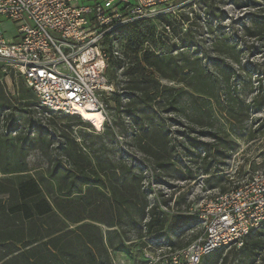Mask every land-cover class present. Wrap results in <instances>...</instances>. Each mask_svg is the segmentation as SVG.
Segmentation results:
<instances>
[{
  "label": "trees",
  "instance_id": "1",
  "mask_svg": "<svg viewBox=\"0 0 264 264\" xmlns=\"http://www.w3.org/2000/svg\"><path fill=\"white\" fill-rule=\"evenodd\" d=\"M207 1L198 3L206 5ZM254 4L258 6L243 26V37L264 54V0ZM161 19L162 33H157L151 22L131 27L124 54L132 56L126 73L129 83L108 105L109 111L114 104L118 116L131 118L133 147L149 165L165 171L177 147L167 125L172 118L212 130L213 143L203 146L214 149H218L221 131L214 124L207 125L208 120L222 114L230 124L243 122V102L235 89L237 74L233 69V64L241 62L243 51L234 33H226L207 51L175 56L167 44L171 18ZM34 99L41 110L65 115L41 108L34 93L24 94L17 102L30 107ZM10 101L0 85V112L10 108ZM41 118L37 123L26 118L23 128L13 135V131L6 132L0 115V264H113L111 251L125 249L134 231H140L139 239L146 238L147 246L151 238H167V218L160 219L157 207L150 209L145 176L125 157H110L103 135L77 138L70 128L55 125L52 135L41 126ZM71 119L89 124L79 116ZM31 125L36 132L28 133ZM109 126L103 131L107 128L106 135L114 137ZM190 144L202 145L196 141ZM33 152L46 161L36 175H30L28 161ZM189 222L181 219L168 229ZM168 239L170 249L174 248ZM224 250L205 257L201 264H220ZM234 250L238 264H264V229Z\"/></svg>",
  "mask_w": 264,
  "mask_h": 264
},
{
  "label": "rangeland",
  "instance_id": "2",
  "mask_svg": "<svg viewBox=\"0 0 264 264\" xmlns=\"http://www.w3.org/2000/svg\"><path fill=\"white\" fill-rule=\"evenodd\" d=\"M255 1L259 0H208L206 5H200V0H177L173 8L163 10L164 15L149 21L157 28V33H162L165 27L161 17L171 18L173 26L167 32L170 35L167 44L174 50L175 56L207 51L216 39L226 33H234L243 51L241 62L233 64L237 74L235 89L243 102V117L240 118L243 122L230 124L222 114L216 120H208L207 125L214 124L221 131L218 149H214L203 146L213 143L210 138L212 130L190 125L184 118H172L167 125L177 140V147L173 161L165 171L153 168L136 151L133 147L134 124L130 117L118 116L114 104H110L109 111V115L114 117L109 126L114 133L112 137L106 135L109 132L107 128L100 133L91 123L81 125L71 116L47 113L37 107L35 99L30 102V107H24V102L17 100L26 93L33 96L31 89L22 78L14 73L6 75L0 69V85L6 97L12 100L10 108L0 112L6 132L13 131L12 134L16 135L23 128L26 118L37 123L42 116L41 126L52 135L54 125L58 129L70 128L77 138L88 136L92 139L94 135H103L102 143L108 147L110 157L116 160L125 157L145 176L144 188L150 209L157 207L160 219L167 218L165 236L173 241L175 247L170 249L166 245L165 248L149 249L146 238L139 239L140 231H134L125 249L111 251L113 264H175L174 254L190 246L203 234L200 214L206 203L240 186L254 173L264 171V54L257 44L243 37V26L257 9ZM190 4L191 7H187ZM206 11L213 16H208ZM15 31V26L10 25L6 37L13 38ZM131 57L129 54L113 60L108 70V78L117 85L118 93H122L121 90L129 83L126 73ZM208 57L211 58V54ZM254 100L258 102L254 103ZM258 103L261 105L256 108ZM27 131L34 133L36 129L31 125ZM190 141L202 145H191ZM28 161L30 175H36L46 165L38 152H33ZM181 219H190V222L176 230L168 229ZM147 252H152L156 260L147 259ZM226 258V264H238L237 250L225 249L221 253L220 264ZM177 262L183 264V259Z\"/></svg>",
  "mask_w": 264,
  "mask_h": 264
},
{
  "label": "built area",
  "instance_id": "3",
  "mask_svg": "<svg viewBox=\"0 0 264 264\" xmlns=\"http://www.w3.org/2000/svg\"><path fill=\"white\" fill-rule=\"evenodd\" d=\"M176 1L0 0V69L22 78L49 112L101 113L103 131L112 124L108 103L117 92L108 70L125 54L127 34L134 24L164 15ZM7 24L16 28L11 39ZM200 216L203 234L174 254L175 264L179 259L201 264L218 250L241 249L264 226V171L207 202ZM166 245L165 237L148 241L149 249ZM146 258L156 260L152 252Z\"/></svg>",
  "mask_w": 264,
  "mask_h": 264
},
{
  "label": "bare ground",
  "instance_id": "4",
  "mask_svg": "<svg viewBox=\"0 0 264 264\" xmlns=\"http://www.w3.org/2000/svg\"><path fill=\"white\" fill-rule=\"evenodd\" d=\"M78 115L85 122L93 123V126L95 127L97 131H100V130L102 131L104 117L101 113L96 112V110H90V111L83 110Z\"/></svg>",
  "mask_w": 264,
  "mask_h": 264
},
{
  "label": "crops",
  "instance_id": "5",
  "mask_svg": "<svg viewBox=\"0 0 264 264\" xmlns=\"http://www.w3.org/2000/svg\"><path fill=\"white\" fill-rule=\"evenodd\" d=\"M9 26H10L9 24L6 25L7 28H8Z\"/></svg>",
  "mask_w": 264,
  "mask_h": 264
}]
</instances>
